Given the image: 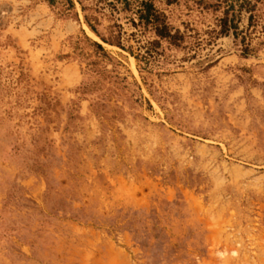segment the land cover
I'll return each instance as SVG.
<instances>
[{"label":"rangeland","instance_id":"rangeland-1","mask_svg":"<svg viewBox=\"0 0 264 264\" xmlns=\"http://www.w3.org/2000/svg\"><path fill=\"white\" fill-rule=\"evenodd\" d=\"M136 1L0 0V264H264V0Z\"/></svg>","mask_w":264,"mask_h":264},{"label":"trees","instance_id":"trees-1","mask_svg":"<svg viewBox=\"0 0 264 264\" xmlns=\"http://www.w3.org/2000/svg\"><path fill=\"white\" fill-rule=\"evenodd\" d=\"M121 4V9H129L130 6V1L131 0H116ZM136 6L133 8V13L136 18H133L131 21L132 24L135 23V19L138 20V24L141 26H151L154 29L155 34L159 38H164L166 36H170L168 32V26L165 22L164 17L162 14L158 11V9L155 7L154 3L152 0H138L136 1ZM130 10V9H129ZM90 28L93 31L95 30V27L90 25ZM117 39L121 38V31H118L116 36ZM145 63H149L150 60L147 59L144 61Z\"/></svg>","mask_w":264,"mask_h":264}]
</instances>
